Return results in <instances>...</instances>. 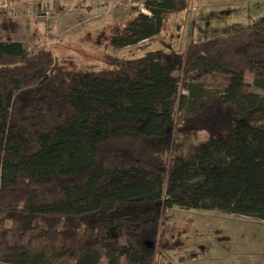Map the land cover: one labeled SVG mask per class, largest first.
<instances>
[{
  "label": "trees",
  "instance_id": "1",
  "mask_svg": "<svg viewBox=\"0 0 264 264\" xmlns=\"http://www.w3.org/2000/svg\"><path fill=\"white\" fill-rule=\"evenodd\" d=\"M187 3L144 0L110 45L154 38ZM192 72L227 84L207 94ZM246 72L264 90V16L188 44L180 61L150 53L97 70L0 39V264H162L172 207L264 224V94Z\"/></svg>",
  "mask_w": 264,
  "mask_h": 264
},
{
  "label": "rangeland",
  "instance_id": "2",
  "mask_svg": "<svg viewBox=\"0 0 264 264\" xmlns=\"http://www.w3.org/2000/svg\"><path fill=\"white\" fill-rule=\"evenodd\" d=\"M81 2L84 5H75ZM143 2L11 0L9 7L1 10L0 39H12L7 29L19 20L23 26L18 28L17 37L29 49L51 48L55 60L69 68L97 70L150 53L164 58L176 56L180 61L188 44L248 28L264 16V0H188L185 9L168 15L154 38L130 47L111 46L113 31H119L138 12L147 13ZM40 5L49 6L51 24L42 20ZM187 80L202 83L207 94L220 92L227 84V77L219 73L192 72ZM245 80L248 91L264 94L253 84L250 73H245ZM181 92H186L183 87ZM209 133L201 130L198 138ZM177 138L180 142L194 140L191 134ZM164 228L158 251L164 264H264V225L255 218L172 207L166 211ZM188 250L198 255L189 260L192 253ZM202 252L204 258L199 257Z\"/></svg>",
  "mask_w": 264,
  "mask_h": 264
},
{
  "label": "crops",
  "instance_id": "3",
  "mask_svg": "<svg viewBox=\"0 0 264 264\" xmlns=\"http://www.w3.org/2000/svg\"><path fill=\"white\" fill-rule=\"evenodd\" d=\"M15 1H18V0H15ZM21 0H19V2H20ZM64 1H67V0H64ZM69 1V0H68ZM73 2H75V0H72ZM80 1V0H79ZM75 5H79V6H81V5H84V4H82V2L81 3H79V4H75ZM22 23H20L19 22V20H15V22L12 24V26L11 27H9L7 30H8V32H11V35H13L14 37H12V39H10V40H14V41H20V42H22L18 37H17V30H18V28L19 27H21L22 28ZM26 28H27V26H26ZM26 28H25V30H26ZM4 31V30H3ZM32 31H33V29H32ZM124 48V47H123ZM231 215V214H230ZM259 223L260 224H262V225H264L263 223H261L260 221H259ZM187 252H191L192 254H190L189 255V260H191L193 257H195V256H193V255H198V253H195V250H192V251H187ZM200 258H204L205 257V253L203 254V252H202V255L201 256H199ZM189 263V262H188ZM187 263V264H188Z\"/></svg>",
  "mask_w": 264,
  "mask_h": 264
},
{
  "label": "built area",
  "instance_id": "4",
  "mask_svg": "<svg viewBox=\"0 0 264 264\" xmlns=\"http://www.w3.org/2000/svg\"><path fill=\"white\" fill-rule=\"evenodd\" d=\"M11 4V0H0V12L1 10L3 11V9H6L7 7H9V5ZM39 7H41V11H42V17H43V21H45L47 24H51L53 18L51 17V10L49 8V6L47 5H40ZM4 14L1 12L0 16H3ZM165 262L163 261L162 264H164Z\"/></svg>",
  "mask_w": 264,
  "mask_h": 264
}]
</instances>
